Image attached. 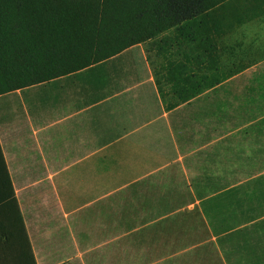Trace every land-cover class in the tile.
<instances>
[{
    "label": "crops",
    "instance_id": "0c3cea01",
    "mask_svg": "<svg viewBox=\"0 0 264 264\" xmlns=\"http://www.w3.org/2000/svg\"><path fill=\"white\" fill-rule=\"evenodd\" d=\"M159 41L106 61L114 67L0 96V147L36 264H91L92 218L103 238L108 218H126L121 240L131 233L142 250L132 264H182L181 254L209 248V264H236L227 251L252 242L251 218L264 220V116L245 122L229 97L198 94L197 52L190 66L187 51ZM229 123L247 127L241 139L222 134ZM255 193V213L233 223L237 206L249 209L240 196ZM186 220H199V230L182 229Z\"/></svg>",
    "mask_w": 264,
    "mask_h": 264
},
{
    "label": "trees",
    "instance_id": "16d2710c",
    "mask_svg": "<svg viewBox=\"0 0 264 264\" xmlns=\"http://www.w3.org/2000/svg\"><path fill=\"white\" fill-rule=\"evenodd\" d=\"M263 15L264 0H0V96L101 66L167 31L217 56L218 36ZM0 264H36L1 147Z\"/></svg>",
    "mask_w": 264,
    "mask_h": 264
},
{
    "label": "rangeland",
    "instance_id": "374dc122",
    "mask_svg": "<svg viewBox=\"0 0 264 264\" xmlns=\"http://www.w3.org/2000/svg\"><path fill=\"white\" fill-rule=\"evenodd\" d=\"M211 14L218 24V9L211 11ZM249 23L245 22L240 25H235L229 31H224L223 34L218 36L217 56L214 53L211 55L205 53L202 48L196 45L197 41L191 43L183 39H176L172 31L158 35L160 36L159 46L161 48L177 52V55H179L180 51L181 54L187 51L186 60L190 66H193L194 53L197 52L198 60L201 59L202 61V66L200 69L198 67L197 72H195L197 73L199 83L197 93L203 92L205 96H214L219 92L226 99L229 97L231 104L230 112L234 115L237 114V118H242L245 122H247V118L254 119L262 115L264 116V15L251 20V23ZM251 35H254L252 39L250 37ZM115 62L116 60H113V62L110 61L106 64L114 67ZM106 64H102L101 66H106ZM192 71L189 68L188 74L190 77L195 76ZM235 109L236 114L234 113ZM246 128L243 126L236 128L229 123L222 127V134L225 135L227 132H230V136L234 135L236 139H241L243 129ZM252 137V140L257 138L254 135ZM256 141H258L259 145L262 139L259 137ZM249 142L250 140L247 138L246 144H243L245 142L242 143L244 145L243 147L247 150L250 145ZM261 167H264V164ZM222 168L220 166L217 171L219 175L223 173ZM235 177L241 179L244 177V173L236 174ZM248 188L249 190L253 189L249 186ZM262 189H264L263 186ZM240 197L245 200L247 207L252 210L248 209L244 212L242 206H237V209L235 208L231 213L232 218L230 220L233 223L242 221L244 219L242 215L248 220L247 217L252 213L254 214V209L258 206L257 200L259 194L255 193L251 198H249V194L247 195L248 198L246 196ZM219 202L223 203L221 199ZM112 204L114 205V203ZM129 204L126 203V205ZM212 209H214L215 214L220 216V219L226 220L224 207H219L217 203H214ZM124 210L125 213L130 214L128 206ZM255 218L252 217L251 219L256 222L250 224V227L253 229L251 231L253 237L252 242L250 244H238L234 250L227 251L231 253L229 254L236 264H261L264 262V237L262 236L261 239L260 237H256V232L259 229H263L262 231H264V220L258 222L256 220L257 218ZM124 219L108 218L107 226L109 228L104 238L103 235L100 237L99 234L94 232L95 225L98 223L103 224V222L96 224L99 219H91V264H121V262L123 264H132L134 259L137 260L139 258V254L141 256L142 250L138 249L136 243L132 241L131 233H125V238L123 237L121 240V231L126 229ZM183 222H181V228L185 229V231H194L196 233L199 230V220H190V222L186 220ZM96 230L98 229L96 228ZM99 237L102 240H98ZM105 240H107L106 243H101V241L103 242ZM189 252L178 256L176 258L178 262L180 261L182 264H209L211 262L210 256L213 254L211 248L193 249ZM208 253L210 254L209 257L207 256ZM159 264H163V262Z\"/></svg>",
    "mask_w": 264,
    "mask_h": 264
}]
</instances>
